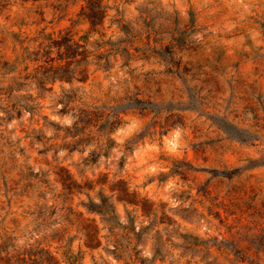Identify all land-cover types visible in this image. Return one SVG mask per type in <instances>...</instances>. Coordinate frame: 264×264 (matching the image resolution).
<instances>
[{
	"label": "rangeland",
	"instance_id": "rangeland-1",
	"mask_svg": "<svg viewBox=\"0 0 264 264\" xmlns=\"http://www.w3.org/2000/svg\"><path fill=\"white\" fill-rule=\"evenodd\" d=\"M103 2L0 0V264H264V0ZM67 29L106 57L28 78Z\"/></svg>",
	"mask_w": 264,
	"mask_h": 264
},
{
	"label": "trees",
	"instance_id": "trees-1",
	"mask_svg": "<svg viewBox=\"0 0 264 264\" xmlns=\"http://www.w3.org/2000/svg\"><path fill=\"white\" fill-rule=\"evenodd\" d=\"M106 10V4L103 2V0H83V3L81 5V16L83 19H85L91 26H96L101 23ZM74 38V32L71 29H67L65 32H60L59 35L55 36L52 33L46 34L42 37L43 42L38 45L39 49H42L44 52V57L41 59L40 67L43 65V67L46 69V71L41 72L40 75H38L37 72H34L32 74V77H28L35 82L39 83V85H44L46 82H52L56 79H63V80H81L85 81L87 79V67L86 65L92 61V58H96V62L98 63L99 60L106 57V51L108 49L101 50L100 47L96 48V53H94V56H91L87 49V43L89 41L88 36L86 34L80 35V37L77 39L75 47L72 46V41ZM110 41L106 40V43H109ZM55 53V54H54ZM78 63L80 64V69H78V75L77 76H67L65 74L70 73L69 65L72 63ZM99 65V64H98ZM9 71H15L17 69V65H13L9 67ZM28 73V75H31ZM16 77L10 76L6 80L10 83V90L8 93L12 91V84H14ZM14 91H17V88L14 89ZM12 93V92H11ZM15 97L23 96V94H16ZM40 95V94H38ZM31 96V95H30ZM38 97V96H37ZM145 102L149 103L152 102V100H144ZM157 103L159 102H165V101H155ZM181 104V103H180ZM147 106V105H146ZM144 108H147V107ZM17 107L16 105L14 106ZM187 108V107H182ZM118 116V115H117ZM100 119H96L95 123L98 122ZM107 120V119H105ZM82 119L77 118L75 123L72 125L76 129L78 124L81 123ZM95 123H91V125H94ZM78 129V128H77ZM111 129H107L106 131V137L108 140H113L112 137H110ZM90 133V131H86V128L80 129L78 131H74L72 136L78 135V141H83V135H86ZM82 136V137H81ZM226 172V173H225ZM229 171L224 170V175L230 176ZM9 192V190L7 191ZM71 200V199H70ZM97 203L93 201L92 199H89V202L86 204L87 209L89 211H95L97 209ZM70 209V208H69ZM72 210V208H71ZM98 210H102L101 207H99ZM74 211V210H72ZM74 213L81 219V222H87L86 228L87 233L86 237L88 238V243H86V246L90 248H94L99 245V236H98V226L95 223L94 219L84 218L83 212L75 210ZM6 234V232L2 233V236ZM69 230L67 228L63 229L62 233V239H66V237L69 238ZM72 237V236H71ZM66 245V244H65ZM44 253L46 254V258H44L41 262L36 264H58V261L56 260V257L52 253L50 247L48 246L45 248ZM29 258L23 256L17 260H12V257H9V260H7L6 264H27V260Z\"/></svg>",
	"mask_w": 264,
	"mask_h": 264
}]
</instances>
